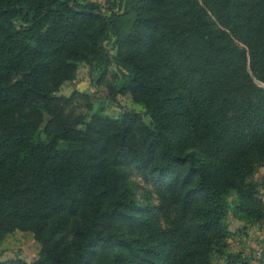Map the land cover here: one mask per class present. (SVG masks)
I'll use <instances>...</instances> for the list:
<instances>
[{
    "label": "trees",
    "instance_id": "16d2710c",
    "mask_svg": "<svg viewBox=\"0 0 264 264\" xmlns=\"http://www.w3.org/2000/svg\"><path fill=\"white\" fill-rule=\"evenodd\" d=\"M115 9L129 26L109 73ZM93 61L110 99L142 111L56 94ZM262 166L264 0H0V243L19 230L39 244L0 264H247L226 251L227 216L264 221ZM119 222L140 233L105 227Z\"/></svg>",
    "mask_w": 264,
    "mask_h": 264
},
{
    "label": "rangeland",
    "instance_id": "374dc122",
    "mask_svg": "<svg viewBox=\"0 0 264 264\" xmlns=\"http://www.w3.org/2000/svg\"><path fill=\"white\" fill-rule=\"evenodd\" d=\"M93 1L101 3L103 9H107L113 2V0ZM113 11L115 13L113 15L115 24L104 38L102 46L105 51L104 55L110 60L108 67L109 73H119L120 69L117 67L113 58L112 42L117 32L123 33L127 30L129 18L123 15L121 13L122 11L120 12L116 9ZM99 71L100 69L96 61L91 63L80 62L75 78L62 84L56 94L68 96L72 91H79L88 95L92 104L90 114L93 112H102L116 117L128 109L142 111V108L133 103L127 95H116L115 99L111 100L105 86L97 82ZM144 119L145 121H149L147 116ZM125 169L137 200L141 204L155 205L158 200L149 182H146L132 167H126ZM253 179L258 183L261 197L264 200V166L257 167ZM227 223L231 233L227 239L228 246L226 251L241 255L247 261V264H264V221L259 224L248 225L235 219L229 213ZM105 227L108 229L118 228L125 232H133L134 234L140 233V227L138 225L128 223H107ZM3 240L0 243V247H3L2 249L0 248V254L2 253L5 257L19 256L26 261H32L37 257L39 244L34 240L31 233L17 231L9 236H5ZM106 257L107 254L102 253L99 259L103 260ZM224 258L225 256L215 255L210 264H225Z\"/></svg>",
    "mask_w": 264,
    "mask_h": 264
},
{
    "label": "crops",
    "instance_id": "0c3cea01",
    "mask_svg": "<svg viewBox=\"0 0 264 264\" xmlns=\"http://www.w3.org/2000/svg\"><path fill=\"white\" fill-rule=\"evenodd\" d=\"M17 231H19V230H16V231H13L12 233H9V234H7L6 236H9V235H11V234H13L14 232H17ZM22 232V231H21ZM4 241V240H3ZM2 241V242H3ZM1 249L3 248V247H0ZM16 257V256H15ZM10 258H14L13 256H9V257H5V255H3L2 253L0 254V260H5V259H10Z\"/></svg>",
    "mask_w": 264,
    "mask_h": 264
}]
</instances>
